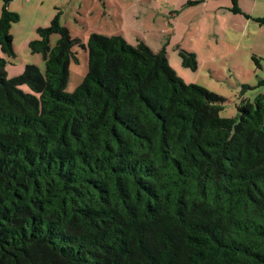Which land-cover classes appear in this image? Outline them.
Listing matches in <instances>:
<instances>
[{
  "label": "trees",
  "instance_id": "1",
  "mask_svg": "<svg viewBox=\"0 0 264 264\" xmlns=\"http://www.w3.org/2000/svg\"><path fill=\"white\" fill-rule=\"evenodd\" d=\"M3 2L0 50L15 59L20 17ZM37 33L45 73L8 78L0 58V264H264V95L223 118L224 97L142 41L84 44L60 15ZM77 48L88 72L69 94Z\"/></svg>",
  "mask_w": 264,
  "mask_h": 264
},
{
  "label": "rangeland",
  "instance_id": "2",
  "mask_svg": "<svg viewBox=\"0 0 264 264\" xmlns=\"http://www.w3.org/2000/svg\"><path fill=\"white\" fill-rule=\"evenodd\" d=\"M190 3H194L191 5ZM4 2L0 0V17ZM243 14H234L231 0H11L9 10L20 21L11 29L15 59L0 50L8 64L7 77L22 74L26 65L45 73L43 56L29 44L39 39L37 30L60 15L73 38L87 44L94 33L122 36L129 45L144 42L153 52H166L176 75L226 99L223 118H235L243 99L252 103L264 95V0H239ZM249 17V18H248ZM60 37H51L55 47ZM78 62L69 68L66 93L72 94L88 72V53L77 48ZM194 53L196 71L183 67L179 51ZM257 58V59H254ZM244 86L253 89L242 94Z\"/></svg>",
  "mask_w": 264,
  "mask_h": 264
},
{
  "label": "crops",
  "instance_id": "3",
  "mask_svg": "<svg viewBox=\"0 0 264 264\" xmlns=\"http://www.w3.org/2000/svg\"><path fill=\"white\" fill-rule=\"evenodd\" d=\"M238 2H239V0H238ZM241 9V8H240ZM242 10V9H241Z\"/></svg>",
  "mask_w": 264,
  "mask_h": 264
}]
</instances>
